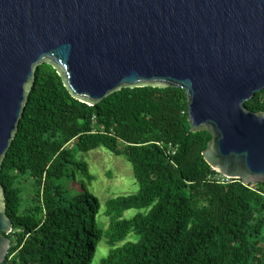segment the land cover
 Returning a JSON list of instances; mask_svg holds the SVG:
<instances>
[{
    "label": "trees",
    "instance_id": "16d2710c",
    "mask_svg": "<svg viewBox=\"0 0 264 264\" xmlns=\"http://www.w3.org/2000/svg\"><path fill=\"white\" fill-rule=\"evenodd\" d=\"M246 107L264 111V89ZM211 139L192 129L183 88L124 87L91 105L40 64L0 166L14 224L3 264H264V181L221 183L203 155ZM100 146L124 155L139 184L106 201L107 228L76 157ZM131 208L145 211L124 218Z\"/></svg>",
    "mask_w": 264,
    "mask_h": 264
},
{
    "label": "water",
    "instance_id": "95a60500",
    "mask_svg": "<svg viewBox=\"0 0 264 264\" xmlns=\"http://www.w3.org/2000/svg\"><path fill=\"white\" fill-rule=\"evenodd\" d=\"M91 105L124 87L186 90L211 167L264 181V0H0V166L40 64ZM0 185V264L14 224Z\"/></svg>",
    "mask_w": 264,
    "mask_h": 264
},
{
    "label": "rangeland",
    "instance_id": "374dc122",
    "mask_svg": "<svg viewBox=\"0 0 264 264\" xmlns=\"http://www.w3.org/2000/svg\"><path fill=\"white\" fill-rule=\"evenodd\" d=\"M73 144H75V141L68 144V146L70 147ZM76 157L87 163L89 171L94 176L88 187L101 201L102 209L98 219L107 228L110 221L103 215L106 201L112 197L135 193L139 190V184L136 181L132 163L124 155H116L104 146L88 152L77 149ZM82 178L80 172L77 173V181L72 183L74 192L80 190ZM140 211H145V209L131 208L125 211L123 217L131 218ZM138 238V236L135 237L132 234L127 239L136 240ZM100 248V254L107 255V244L103 242Z\"/></svg>",
    "mask_w": 264,
    "mask_h": 264
},
{
    "label": "built area",
    "instance_id": "2783aa9c",
    "mask_svg": "<svg viewBox=\"0 0 264 264\" xmlns=\"http://www.w3.org/2000/svg\"><path fill=\"white\" fill-rule=\"evenodd\" d=\"M159 145H161L162 143L161 142H157ZM170 147H171V150H172V152L173 153H175L176 152V149H174V147L172 146V144L170 145ZM170 153V152H169ZM218 179H219V181L221 182V183H228V182H231L233 179H230V178H228V177H225L224 175H222V174H219L218 176Z\"/></svg>",
    "mask_w": 264,
    "mask_h": 264
}]
</instances>
